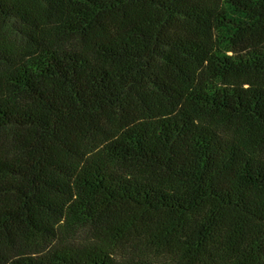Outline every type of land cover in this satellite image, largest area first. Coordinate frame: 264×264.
<instances>
[{
	"label": "trees",
	"instance_id": "trees-1",
	"mask_svg": "<svg viewBox=\"0 0 264 264\" xmlns=\"http://www.w3.org/2000/svg\"><path fill=\"white\" fill-rule=\"evenodd\" d=\"M0 264H264V0H0Z\"/></svg>",
	"mask_w": 264,
	"mask_h": 264
}]
</instances>
